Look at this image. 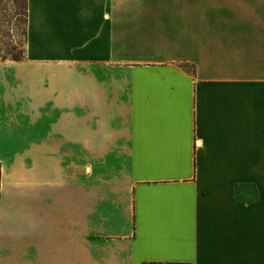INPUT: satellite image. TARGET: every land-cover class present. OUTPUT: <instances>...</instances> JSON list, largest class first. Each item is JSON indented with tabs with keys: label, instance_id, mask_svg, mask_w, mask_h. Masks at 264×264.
I'll return each mask as SVG.
<instances>
[{
	"label": "crops",
	"instance_id": "crops-1",
	"mask_svg": "<svg viewBox=\"0 0 264 264\" xmlns=\"http://www.w3.org/2000/svg\"><path fill=\"white\" fill-rule=\"evenodd\" d=\"M26 12L0 63V264H264V0Z\"/></svg>",
	"mask_w": 264,
	"mask_h": 264
},
{
	"label": "rangeland",
	"instance_id": "rangeland-1",
	"mask_svg": "<svg viewBox=\"0 0 264 264\" xmlns=\"http://www.w3.org/2000/svg\"><path fill=\"white\" fill-rule=\"evenodd\" d=\"M26 16V0H0V63L25 57Z\"/></svg>",
	"mask_w": 264,
	"mask_h": 264
},
{
	"label": "trees",
	"instance_id": "trees-1",
	"mask_svg": "<svg viewBox=\"0 0 264 264\" xmlns=\"http://www.w3.org/2000/svg\"><path fill=\"white\" fill-rule=\"evenodd\" d=\"M0 182H1V170H0ZM239 188H240V186H237V188L235 190V199L240 201V200H242V198L239 195L240 194ZM145 264H189V263L149 262V263H145Z\"/></svg>",
	"mask_w": 264,
	"mask_h": 264
}]
</instances>
